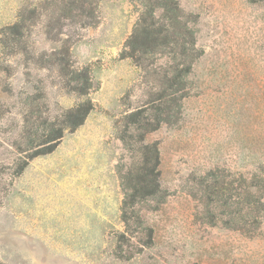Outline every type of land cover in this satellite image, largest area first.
Returning a JSON list of instances; mask_svg holds the SVG:
<instances>
[{
    "label": "rangeland",
    "instance_id": "obj_1",
    "mask_svg": "<svg viewBox=\"0 0 264 264\" xmlns=\"http://www.w3.org/2000/svg\"><path fill=\"white\" fill-rule=\"evenodd\" d=\"M36 3L44 0H0V30ZM178 3L200 55L179 121L144 137L158 143L166 195L159 205H141L153 232L143 247L137 233L119 240L125 228L116 164L129 163L130 152L118 131L124 114L157 97L152 70H162L164 56L156 55L149 74L119 58L137 18L133 3L98 0L94 17L79 19L78 11L60 15L51 1L28 25L22 41L30 54L68 40L74 65L90 66L94 109L18 175L11 140L23 122L25 94L38 86L49 117L81 97L60 89L54 66L26 63L23 52L0 46V264H264V220L246 236L207 218L199 185L213 168L230 176L264 173V0Z\"/></svg>",
    "mask_w": 264,
    "mask_h": 264
},
{
    "label": "trees",
    "instance_id": "obj_2",
    "mask_svg": "<svg viewBox=\"0 0 264 264\" xmlns=\"http://www.w3.org/2000/svg\"><path fill=\"white\" fill-rule=\"evenodd\" d=\"M51 1H58L56 8L62 16L78 11L79 19H91L98 0H44L42 7L38 3L23 7L16 20L0 30L1 50L5 53L21 51L26 63L41 68L54 66L59 74L60 89L81 99L49 117L38 86L35 85L34 92L25 94L21 99L26 108L23 122L11 140L16 152L12 164L14 175L20 174L30 159L53 151L64 133L82 125L94 109L89 97L90 66L74 65L68 40L49 53L42 51L38 55L30 54L22 41L28 25L38 20L43 7ZM129 1L136 9L137 18L119 58H130L134 65L149 74L151 67L156 68V55L164 56L162 70H152L156 75L157 97L124 114L123 128L118 131L123 148L130 152L129 163L116 164L123 191L120 219L125 228L119 240L125 238V233H137L143 247L152 243L153 232L140 212L141 205L149 200L159 205L166 195L160 185L158 143L145 141L144 137L162 123L172 125L179 121L182 100L187 95L188 75L200 50L195 45L196 30L190 20L183 19L178 0ZM220 172L219 168H213L200 176L207 218L215 216L224 226L251 236L264 220V173L230 176L228 172Z\"/></svg>",
    "mask_w": 264,
    "mask_h": 264
}]
</instances>
